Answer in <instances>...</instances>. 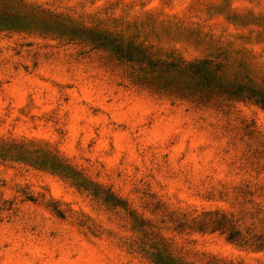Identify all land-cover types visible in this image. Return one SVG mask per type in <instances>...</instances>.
Returning <instances> with one entry per match:
<instances>
[{"label": "rangeland", "instance_id": "374dc122", "mask_svg": "<svg viewBox=\"0 0 264 264\" xmlns=\"http://www.w3.org/2000/svg\"><path fill=\"white\" fill-rule=\"evenodd\" d=\"M244 84L264 0H0V264H264Z\"/></svg>", "mask_w": 264, "mask_h": 264}, {"label": "trees", "instance_id": "16d2710c", "mask_svg": "<svg viewBox=\"0 0 264 264\" xmlns=\"http://www.w3.org/2000/svg\"><path fill=\"white\" fill-rule=\"evenodd\" d=\"M72 33L74 34H70V35H73V36H76L77 37V35L75 34V32L74 31H72ZM207 62H203L202 64L203 65H205ZM196 74L198 75V76H200V78H202V80L204 79V80H206L207 81V83L209 84V85H212L213 83H219L218 81H215L214 82V78L213 77H211V81H208V79H206L205 78V75L204 74H202L201 73V71H200V67L199 68H197V72H196ZM222 86V85H221ZM238 86H241V85H238ZM243 86H246L247 88H248V90H252L253 91V96H255L256 98H257V102L258 103H262L263 104V106H264V94H263V92H261V90H256V89H251V88H249L247 85H243ZM235 228L234 227H232V234L230 235V238L231 239H233V237H235L234 235L237 233L236 232V230H234ZM156 263H158V264H167V263H165V262H161V261H159V262H156Z\"/></svg>", "mask_w": 264, "mask_h": 264}]
</instances>
